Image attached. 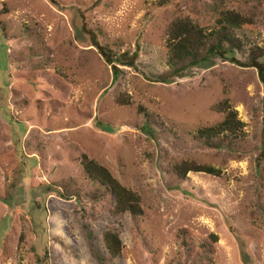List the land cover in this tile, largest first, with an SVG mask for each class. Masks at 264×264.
Here are the masks:
<instances>
[{"label":"rangeland","instance_id":"374dc122","mask_svg":"<svg viewBox=\"0 0 264 264\" xmlns=\"http://www.w3.org/2000/svg\"><path fill=\"white\" fill-rule=\"evenodd\" d=\"M160 1L0 0V264H264V57L246 64L264 47V12L237 29L243 50L159 83L170 21L213 28L219 17L211 0ZM95 42L131 65L113 67ZM224 99L246 136L218 150L197 130L224 119L212 109ZM82 153L138 192L144 213L114 215ZM184 159L222 174L181 179Z\"/></svg>","mask_w":264,"mask_h":264},{"label":"trees","instance_id":"16d2710c","mask_svg":"<svg viewBox=\"0 0 264 264\" xmlns=\"http://www.w3.org/2000/svg\"><path fill=\"white\" fill-rule=\"evenodd\" d=\"M171 1L161 0L159 3L165 5ZM211 1L219 14L216 26L213 28L201 26L190 16H177L170 21L166 30L167 69L160 74H152L150 77L154 82L172 83L176 78L185 76L189 70L209 62L216 56L244 49L245 43L237 34V29L256 23L257 17L264 12L259 5L261 0ZM230 2L238 3L240 6L237 8L225 7ZM95 43L100 49V53L109 64H113V67H116V62L120 65H131L132 62L124 61L122 55L117 56L115 52H110L109 45L102 46L99 42ZM261 57H264V47L253 46L249 51L246 64L258 67V59ZM122 101L130 103V100L125 98ZM140 109L144 110L143 107ZM212 109L225 113L224 119L215 125L200 127L197 130V138L209 148L229 150L234 143L246 136L245 123L238 118L237 111L232 107L229 99L214 104ZM79 159L85 174L104 188V192L100 193V196L110 194L113 197L112 213L114 215L129 213L136 217L144 213L142 197L138 192L123 185L106 166L88 154L82 153ZM173 169L181 179H186L189 172L214 176L222 174V170L218 167L197 163L190 159L175 162ZM37 191L35 192L37 196L44 197L47 188L41 184L37 187ZM40 207L38 206V208ZM103 238L108 253L112 257H119L123 250L120 232L109 228L104 232ZM212 238L217 240L218 237L212 235ZM98 260L99 264H107L103 255L98 254ZM36 262L37 264H46L45 257L38 256Z\"/></svg>","mask_w":264,"mask_h":264}]
</instances>
